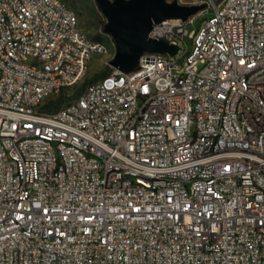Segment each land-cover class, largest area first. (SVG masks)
Instances as JSON below:
<instances>
[{"label": "built area", "instance_id": "2783aa9c", "mask_svg": "<svg viewBox=\"0 0 264 264\" xmlns=\"http://www.w3.org/2000/svg\"><path fill=\"white\" fill-rule=\"evenodd\" d=\"M194 2L150 33L176 54L53 109L108 46L62 0H0V264H264V0Z\"/></svg>", "mask_w": 264, "mask_h": 264}, {"label": "water", "instance_id": "95a60500", "mask_svg": "<svg viewBox=\"0 0 264 264\" xmlns=\"http://www.w3.org/2000/svg\"><path fill=\"white\" fill-rule=\"evenodd\" d=\"M106 18L104 31L114 40L115 53L109 60L112 68L129 72L138 68L145 53L176 54L180 45L166 36H150L155 25L166 20L186 22L206 8L205 3L183 4L179 0H96Z\"/></svg>", "mask_w": 264, "mask_h": 264}, {"label": "rangeland", "instance_id": "374dc122", "mask_svg": "<svg viewBox=\"0 0 264 264\" xmlns=\"http://www.w3.org/2000/svg\"><path fill=\"white\" fill-rule=\"evenodd\" d=\"M67 3L77 14L79 19V25L83 31L91 38L97 41L104 42L107 47L106 53H94L88 63L86 74L84 78L77 84L69 86L66 88L65 95L70 98L66 101L68 102L71 98L77 97V91L80 87H85L87 81L92 77L99 79L102 77V71H104L109 65V60L115 53L116 47L113 38L104 31V25L106 23V18L101 12L99 5L96 0H62ZM183 4L195 3L194 0H179ZM205 12L199 11L194 16H191L192 22H187L186 27L190 30L193 28H198L202 21L204 20ZM202 64H199V68ZM82 89V90H83ZM56 95L54 99L58 98ZM64 102L62 105H64Z\"/></svg>", "mask_w": 264, "mask_h": 264}, {"label": "trees", "instance_id": "16d2710c", "mask_svg": "<svg viewBox=\"0 0 264 264\" xmlns=\"http://www.w3.org/2000/svg\"><path fill=\"white\" fill-rule=\"evenodd\" d=\"M112 67L111 66H108L104 71H102V77L107 75L108 73H110L112 71ZM95 80V77L91 78L88 82H91ZM83 87H80L77 91V94H80V92L82 91ZM65 92H66V88H62L60 91H59V97L54 99V100H51L50 103L48 104L47 107H51L53 109H58L60 106H62V104L64 102H66L70 97L69 96H66L65 95Z\"/></svg>", "mask_w": 264, "mask_h": 264}]
</instances>
